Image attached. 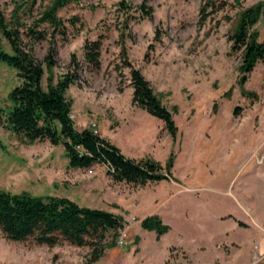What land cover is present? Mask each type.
<instances>
[{
	"label": "rangeland",
	"instance_id": "374dc122",
	"mask_svg": "<svg viewBox=\"0 0 264 264\" xmlns=\"http://www.w3.org/2000/svg\"><path fill=\"white\" fill-rule=\"evenodd\" d=\"M56 1L0 0L6 24L43 64V84L77 66L80 79L66 92L76 127L94 128L137 160L166 167L173 157V167L158 182H114L104 165L72 168L63 145L24 144L0 126V189L67 197L125 219L98 245L50 247L0 230V264H264V60L241 83L243 52L230 40L241 13L264 0H63L52 23L44 18ZM253 31L264 39L263 17ZM88 40L101 42L98 70L84 58ZM0 50L13 52L1 29ZM131 67L173 113L175 138L133 104ZM21 83L0 60V108ZM152 215L171 227L159 240L142 227Z\"/></svg>",
	"mask_w": 264,
	"mask_h": 264
},
{
	"label": "trees",
	"instance_id": "16d2710c",
	"mask_svg": "<svg viewBox=\"0 0 264 264\" xmlns=\"http://www.w3.org/2000/svg\"><path fill=\"white\" fill-rule=\"evenodd\" d=\"M63 5V0H57L44 19L58 23L57 11ZM261 17L264 18V1L241 13L230 36L232 50L243 52L241 83L246 81L256 64L264 60V39L260 41L257 32L253 31ZM0 29L13 50H0V60L17 69L22 80L9 95L11 105L0 108V126L13 132L24 144L49 141L55 146L63 145L72 168L90 169L96 164L104 165L114 182L146 185L169 178L173 157L166 167L151 158L137 160L125 155L120 147L94 128L78 129L72 118V101L66 96L67 90L80 79L78 67L65 73L56 83L49 80L44 85L43 64L35 57L33 47L24 43L19 30L6 24L1 10ZM31 31L36 39L44 37L40 32ZM100 57L101 42L86 41L84 58L93 70L100 69ZM47 61L49 66L53 65L50 59ZM130 84L133 104L163 120L165 129L175 138L178 126L173 113L163 104L140 69L131 67ZM124 225L122 215L82 206L67 197L35 196L28 191L12 193L0 189V230L13 241L33 240L50 247L62 242L77 246L98 245ZM142 227L154 231L158 240L171 229L159 215L145 218Z\"/></svg>",
	"mask_w": 264,
	"mask_h": 264
},
{
	"label": "built area",
	"instance_id": "2783aa9c",
	"mask_svg": "<svg viewBox=\"0 0 264 264\" xmlns=\"http://www.w3.org/2000/svg\"><path fill=\"white\" fill-rule=\"evenodd\" d=\"M93 172L92 169H89V173ZM128 233L126 231H121L120 234L117 237V245L120 247H124L128 243Z\"/></svg>",
	"mask_w": 264,
	"mask_h": 264
},
{
	"label": "crops",
	"instance_id": "0c3cea01",
	"mask_svg": "<svg viewBox=\"0 0 264 264\" xmlns=\"http://www.w3.org/2000/svg\"><path fill=\"white\" fill-rule=\"evenodd\" d=\"M239 225H240V223H239ZM236 243H238L240 245V242H236ZM257 247L259 248V252H260L261 256H264V235L261 236L259 246H257ZM240 248H242L241 245H240ZM255 253L258 254L256 251H255ZM246 264H251V260H249Z\"/></svg>",
	"mask_w": 264,
	"mask_h": 264
}]
</instances>
